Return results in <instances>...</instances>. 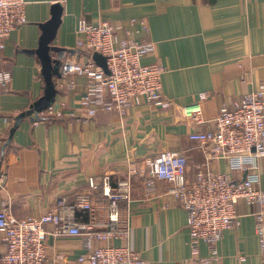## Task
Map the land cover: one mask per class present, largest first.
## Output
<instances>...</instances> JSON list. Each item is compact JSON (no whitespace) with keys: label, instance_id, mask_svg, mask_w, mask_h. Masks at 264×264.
<instances>
[{"label":"crops","instance_id":"crops-1","mask_svg":"<svg viewBox=\"0 0 264 264\" xmlns=\"http://www.w3.org/2000/svg\"><path fill=\"white\" fill-rule=\"evenodd\" d=\"M25 13L26 23L12 30L0 52V68L12 75L11 90L0 87V172L6 177L0 202H8L16 217L38 215L60 196L72 199L86 189L90 176L101 185L108 175L113 187L130 185L128 199L119 202L130 234L100 245L128 243L141 264H264V240L255 230L257 204L237 202L239 223L222 232L212 257L203 242L192 252L186 211L167 193L170 182L157 179L151 189L144 184L146 160L164 150L182 152L186 174L193 177L206 151L189 133L213 128L221 106L264 80V0H26ZM80 17L119 25L120 39L154 41V53L141 62L162 65V93L171 106L140 104L124 115L100 110L85 118L78 108L84 77H73V87L55 86ZM202 92L207 97L199 100ZM54 99L66 103L60 117L41 112ZM194 106L199 120L189 122L184 110ZM254 162L264 190V155ZM210 166L237 179L247 174L230 171L222 158ZM46 252L50 264H79L81 239L49 235Z\"/></svg>","mask_w":264,"mask_h":264},{"label":"built area","instance_id":"built-area-1","mask_svg":"<svg viewBox=\"0 0 264 264\" xmlns=\"http://www.w3.org/2000/svg\"><path fill=\"white\" fill-rule=\"evenodd\" d=\"M25 6L26 0H0V52L12 30L26 23ZM119 27L106 20L93 23L78 18L74 48L60 61L56 87H73L76 76L85 79L78 96V108L85 118L94 117L100 110L124 115L134 105L166 108L172 104L162 93V65L156 61L141 62L143 56L154 53L155 42L120 39ZM94 54L104 58L105 69L94 60ZM11 81V73L0 68V87L4 92L11 90ZM206 97V92L198 95L199 100ZM65 111L63 99H54L41 110L52 117H60ZM196 112L195 106L187 107L184 115L189 122H198ZM211 121L213 128L189 133L190 139L200 142L206 151V159L193 177L186 174L187 158L182 152L164 150L146 160L144 184L151 189L157 179L170 182L167 193L186 211L192 252L196 253L198 243L203 242L214 257L222 232L239 223L236 204L240 199L259 206L254 212L255 230L263 244L264 190L258 187L259 174L253 170L254 159L264 155V80L257 89L221 106ZM220 158L227 161L230 171H244L246 176L237 179L210 166ZM5 178L0 172V188ZM87 184L72 199L60 196L52 207L38 215L16 217L8 202H0V264H50L46 252L49 235L79 237V264H141L139 253L128 243L100 245L101 241L129 238L128 217H122L119 205L121 199H128L129 183L119 182L113 187L106 175L101 185L93 176ZM101 221L105 222L104 227L99 226ZM56 257L64 259L60 253Z\"/></svg>","mask_w":264,"mask_h":264},{"label":"water","instance_id":"water-1","mask_svg":"<svg viewBox=\"0 0 264 264\" xmlns=\"http://www.w3.org/2000/svg\"><path fill=\"white\" fill-rule=\"evenodd\" d=\"M93 58H94V60L99 64V65H101L104 69H105V61H104V58L101 56V55H99V54H94L93 55ZM53 101V100H52ZM52 101H50L49 103H51ZM49 103H47L44 107H46ZM43 107V108H44ZM42 108V109H43Z\"/></svg>","mask_w":264,"mask_h":264}]
</instances>
